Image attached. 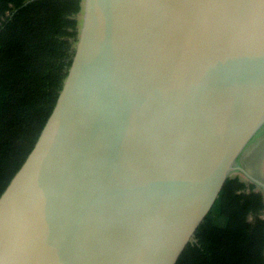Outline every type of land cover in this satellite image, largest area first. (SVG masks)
I'll use <instances>...</instances> for the list:
<instances>
[{"label":"water","instance_id":"1","mask_svg":"<svg viewBox=\"0 0 264 264\" xmlns=\"http://www.w3.org/2000/svg\"><path fill=\"white\" fill-rule=\"evenodd\" d=\"M263 154L264 0H83L0 264H178L231 178L264 188Z\"/></svg>","mask_w":264,"mask_h":264},{"label":"trees","instance_id":"2","mask_svg":"<svg viewBox=\"0 0 264 264\" xmlns=\"http://www.w3.org/2000/svg\"><path fill=\"white\" fill-rule=\"evenodd\" d=\"M83 0H0V194L35 143L70 66ZM264 194L231 178L178 264H264Z\"/></svg>","mask_w":264,"mask_h":264},{"label":"rangeland","instance_id":"3","mask_svg":"<svg viewBox=\"0 0 264 264\" xmlns=\"http://www.w3.org/2000/svg\"><path fill=\"white\" fill-rule=\"evenodd\" d=\"M82 15H83V12H82L81 16L79 17L81 22H82ZM262 156L263 157L260 158L261 159L260 161L258 159L255 162L256 164L254 163L255 165H252L250 163H246V168L254 176V178L256 180H258L259 182L264 184V154ZM239 176L243 181L250 183V181L244 175H239ZM259 190L262 191L264 194V188H262V189L259 188ZM263 218H264V214H263Z\"/></svg>","mask_w":264,"mask_h":264}]
</instances>
